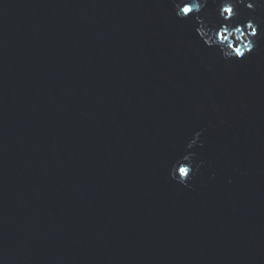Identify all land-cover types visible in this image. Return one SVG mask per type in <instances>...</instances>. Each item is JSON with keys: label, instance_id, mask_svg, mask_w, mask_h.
Here are the masks:
<instances>
[{"label": "water", "instance_id": "water-1", "mask_svg": "<svg viewBox=\"0 0 264 264\" xmlns=\"http://www.w3.org/2000/svg\"><path fill=\"white\" fill-rule=\"evenodd\" d=\"M239 11L257 47L226 61L173 0H0V264H264V9Z\"/></svg>", "mask_w": 264, "mask_h": 264}, {"label": "clouds", "instance_id": "clouds-1", "mask_svg": "<svg viewBox=\"0 0 264 264\" xmlns=\"http://www.w3.org/2000/svg\"><path fill=\"white\" fill-rule=\"evenodd\" d=\"M207 3L208 0H173L175 15L186 19L189 14H195L198 22L195 32L205 46L217 49L226 61L244 58L257 47L258 41L255 38L261 26L260 18L249 15L241 22L239 7L243 6L252 11L264 9V0H218V20L215 22H209L199 15ZM201 135L202 130L195 131L188 139L185 151L171 162L169 174L180 185L190 187V181L205 164L192 151L198 143L202 145Z\"/></svg>", "mask_w": 264, "mask_h": 264}]
</instances>
